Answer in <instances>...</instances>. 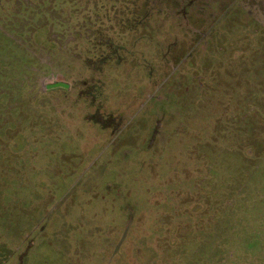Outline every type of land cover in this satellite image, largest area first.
Segmentation results:
<instances>
[{
	"label": "rangeland",
	"instance_id": "rangeland-1",
	"mask_svg": "<svg viewBox=\"0 0 264 264\" xmlns=\"http://www.w3.org/2000/svg\"><path fill=\"white\" fill-rule=\"evenodd\" d=\"M0 264H264V0H0Z\"/></svg>",
	"mask_w": 264,
	"mask_h": 264
}]
</instances>
